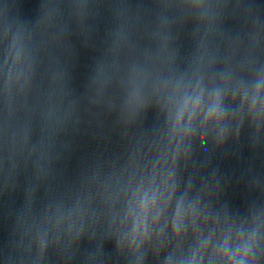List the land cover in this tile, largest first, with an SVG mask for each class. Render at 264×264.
Segmentation results:
<instances>
[{
    "label": "clouds",
    "instance_id": "9594fccd",
    "mask_svg": "<svg viewBox=\"0 0 264 264\" xmlns=\"http://www.w3.org/2000/svg\"><path fill=\"white\" fill-rule=\"evenodd\" d=\"M145 235H146V231L143 227H141V230L139 233V239H143ZM133 239L137 240L138 239L137 235H134ZM241 264H244V262L242 261Z\"/></svg>",
    "mask_w": 264,
    "mask_h": 264
}]
</instances>
